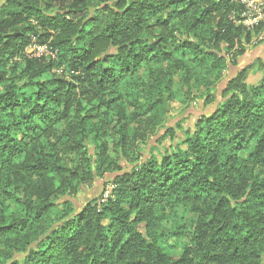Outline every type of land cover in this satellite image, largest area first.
Listing matches in <instances>:
<instances>
[{"label":"trees","instance_id":"1","mask_svg":"<svg viewBox=\"0 0 264 264\" xmlns=\"http://www.w3.org/2000/svg\"><path fill=\"white\" fill-rule=\"evenodd\" d=\"M243 12L236 0L4 3L0 264H264V79L249 85L251 67L181 144L142 155L172 102L214 87L252 42Z\"/></svg>","mask_w":264,"mask_h":264},{"label":"rangeland","instance_id":"2","mask_svg":"<svg viewBox=\"0 0 264 264\" xmlns=\"http://www.w3.org/2000/svg\"><path fill=\"white\" fill-rule=\"evenodd\" d=\"M237 24L240 25V21ZM241 25L248 29L244 24ZM255 30L254 37H252L254 39L250 44H240L227 57V69L214 87L202 88L187 97H177L172 102L166 123L142 147L143 159L151 156L159 158L162 153L171 150L173 144H181L186 138V132L193 129L199 117L210 115L218 108L222 102L221 95L226 85L243 70L252 68L249 71L248 84L258 86L264 79V21ZM242 48L245 52L239 54ZM223 52L224 50L221 53L224 54ZM208 95H210L209 98ZM116 175H107L103 180L97 179L93 189H85L78 195L77 201H74L76 208L81 209L88 202L100 198L108 190V186Z\"/></svg>","mask_w":264,"mask_h":264},{"label":"built area","instance_id":"3","mask_svg":"<svg viewBox=\"0 0 264 264\" xmlns=\"http://www.w3.org/2000/svg\"><path fill=\"white\" fill-rule=\"evenodd\" d=\"M244 7L241 17V24H244L249 30H254L264 21V0H236ZM32 57L49 56L52 54L46 47L33 46L28 50ZM107 196V195H106Z\"/></svg>","mask_w":264,"mask_h":264},{"label":"crops","instance_id":"4","mask_svg":"<svg viewBox=\"0 0 264 264\" xmlns=\"http://www.w3.org/2000/svg\"><path fill=\"white\" fill-rule=\"evenodd\" d=\"M7 0H0V8L4 5Z\"/></svg>","mask_w":264,"mask_h":264}]
</instances>
